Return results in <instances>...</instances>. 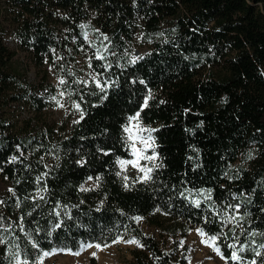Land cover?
Returning a JSON list of instances; mask_svg holds the SVG:
<instances>
[{
    "label": "trees",
    "instance_id": "16d2710c",
    "mask_svg": "<svg viewBox=\"0 0 264 264\" xmlns=\"http://www.w3.org/2000/svg\"><path fill=\"white\" fill-rule=\"evenodd\" d=\"M7 35L35 66L64 69V90L83 119L66 131L41 119L56 87L46 73L27 80L16 50L2 41ZM137 38L149 50L132 63ZM82 54L104 92L95 82L77 84L62 67ZM16 105L33 112L21 126L10 110ZM138 111L142 126L156 129L162 167L147 183L127 176L126 188L118 160L133 158L123 129ZM248 149L247 163L235 164ZM0 182V264H12L13 252L31 264L33 242L77 250L82 241L120 236L143 245L126 264H188L137 216L171 236L191 227L219 234L226 257V245L245 246L243 261L227 264H261L264 0H0ZM233 215L238 223L225 224Z\"/></svg>",
    "mask_w": 264,
    "mask_h": 264
},
{
    "label": "rangeland",
    "instance_id": "374dc122",
    "mask_svg": "<svg viewBox=\"0 0 264 264\" xmlns=\"http://www.w3.org/2000/svg\"><path fill=\"white\" fill-rule=\"evenodd\" d=\"M2 41L10 49L16 50L15 59L17 63L21 66L23 71H25V76L29 82L35 83L39 80L42 73H46L47 80L51 82L56 88L52 94L49 104L45 109L42 110L41 119L52 124L57 131L68 130L76 121L80 119L81 111L77 110L74 105L76 104L71 100L69 94L64 90L67 87L64 84H60V79L65 80L63 75L64 69L59 67L57 64L51 65L46 64L42 67L35 66L29 57L22 51L16 48L14 39L7 35L2 38ZM149 50V45L142 43L138 38L131 46L130 55L132 58L138 57ZM65 70L70 73V77L77 84L94 82L92 77L95 76L91 67H89L88 56L82 54L76 57L73 63L64 65ZM84 83V84H86ZM60 93H64L63 96ZM55 96L64 107H59L56 101L52 100ZM12 118L17 122L18 126L25 123L26 119L33 115L32 109L26 106H14L11 109ZM142 147V145H137ZM253 150L248 149L239 156L235 164L245 165L250 159ZM141 164L144 163L141 161ZM124 174L128 177L139 178L142 173L138 172L136 169L128 166L127 171ZM4 188V184L0 182V189ZM142 230L150 235L155 236L159 241L169 245L170 242L177 245L179 251L185 252V257L188 264H225V260L221 259L212 248L201 243V237L197 233L199 227H191L187 231L185 236L177 234L176 236H171L169 228H159L150 225L144 219L137 222ZM124 240H130L132 238H123ZM184 241L183 247L180 246V241ZM110 247L103 248V250H97L95 247L89 248L87 250L81 251L79 256L68 255L64 253H59L57 255L45 258L44 264H90V257L92 253H96V264H126L131 259V250L136 246L135 244L127 243H117L112 244ZM77 250H80L77 249ZM72 250V251H77ZM12 264H16L15 258L12 260Z\"/></svg>",
    "mask_w": 264,
    "mask_h": 264
},
{
    "label": "snow or ice",
    "instance_id": "6c2138e0",
    "mask_svg": "<svg viewBox=\"0 0 264 264\" xmlns=\"http://www.w3.org/2000/svg\"><path fill=\"white\" fill-rule=\"evenodd\" d=\"M86 38H87V34ZM108 37H104V40H107ZM104 51H107V48L104 49ZM59 58V57H58ZM97 60H104L105 56L103 53L100 51V49H97V55H96ZM138 59H141V57H134L133 60L131 61L132 63H136ZM91 63H89V67H91ZM106 67H111V65H107ZM93 81L96 84V87L100 89L101 92L105 91V87L101 84L100 80L97 79L96 76L92 77ZM83 83H86L85 81H81ZM65 80L60 79V84H64ZM140 83H144V81H140ZM61 96L64 95V93H60ZM71 95V93H69ZM151 98V94L149 93V96L144 100V107H148V99ZM52 100L56 101L57 105L59 107H64V105L57 100L55 96L52 97ZM74 107L77 110H80V105L75 104ZM81 119H83V113L81 112ZM128 125H126L123 129L124 133L127 134L126 139L128 141V147L131 150V155L132 159H120L118 160V164L120 166L121 172H118L117 175H121L122 172L127 171L128 166H131L132 168L136 169L138 172L142 173V175L138 178V181L136 182H141V183H147L148 181L152 180V173L154 169H159L162 167L160 163H157V160L159 159L155 149H156V143H155V138L151 135L152 132L156 131V129H149L145 128L141 124L140 120V112H136L135 115L130 116L128 118ZM78 123V121H76ZM143 133H148L147 136H144ZM142 145V147H138L137 145ZM151 150V155L148 154V151ZM107 154V153H105ZM16 158L14 157L13 160ZM141 161H148L151 163V167L141 164ZM125 180V187H128L127 181L128 177L124 176L123 177ZM89 180L92 179V177H88ZM97 180H99V177H97ZM46 190V189H45ZM89 189L84 188L83 186L81 187V191H88ZM9 191H12L11 189ZM203 195L204 199L210 200L211 199V193L210 192H203L201 191L200 193ZM42 198V197H41ZM0 203H3V201H0ZM193 203L197 208L200 207L201 205V200L197 199L194 200ZM229 207H232L234 210L239 209V205H229ZM59 215V213H56ZM134 219L139 222L142 220V217H134ZM238 217L233 215L230 218H226L224 223H233L236 222L238 223ZM3 221V217H0V222ZM61 225L58 223L55 225V228H59ZM198 235L202 238L201 243L205 244L206 246L212 248V250L221 257V259H224L226 261L231 260L234 262H242L243 257L240 255L241 252L245 250V246H241L240 248H237L236 244H228L226 247L231 250L230 256H225L224 253L221 250L220 245L217 243L218 240H220V235L219 234H213L209 235L206 233L203 229H197ZM252 235H256L255 232L252 233ZM264 235V234H262ZM238 239V237H237ZM3 237H0V243H4ZM127 243V244H135L139 247H143L141 242L135 238L130 239V240H124L123 236L117 237L116 239L112 240V244H117V243ZM180 246L183 247L184 241L181 240ZM111 245L107 243H93V242H84L82 241L80 243V250L77 251H72L71 248L67 247H53L50 250H42L39 246L38 242H33L32 243V248L35 250L33 253V258L31 259V264H44L45 258L57 255L59 253H64L68 255H74V256H79L81 254V251L87 250L89 248L95 247L97 250H103V248L110 247ZM261 248H264V244L260 245ZM256 256L260 257L262 256V253L259 251H256ZM13 257L16 260V264H30V259L25 254L24 259L19 258V253L18 252H13L12 253ZM92 255L95 257L96 253H92ZM248 264H257L256 260H252L248 262ZM261 264H264V259L261 260Z\"/></svg>",
    "mask_w": 264,
    "mask_h": 264
}]
</instances>
